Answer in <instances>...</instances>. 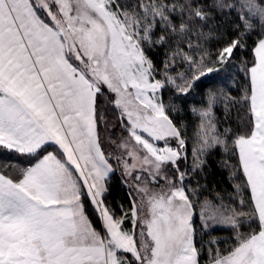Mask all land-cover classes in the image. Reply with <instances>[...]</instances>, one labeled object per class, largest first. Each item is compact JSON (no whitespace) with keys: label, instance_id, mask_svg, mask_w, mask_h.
<instances>
[{"label":"snow or ice","instance_id":"6c2138e0","mask_svg":"<svg viewBox=\"0 0 264 264\" xmlns=\"http://www.w3.org/2000/svg\"><path fill=\"white\" fill-rule=\"evenodd\" d=\"M216 14L238 23L213 58L201 41ZM253 32L240 69L245 127L220 130L230 109L217 117L223 90L209 89L190 110L200 124L189 166L187 124L173 115L182 108L163 93L187 97L205 77L226 83ZM108 107L126 134L117 156L101 135ZM0 147L26 165L0 168V264H201L198 231L221 227L234 243L209 248L207 264H264V0H0ZM221 148L247 213L222 197L200 202L196 177ZM117 167L130 201L119 214L107 202Z\"/></svg>","mask_w":264,"mask_h":264},{"label":"trees","instance_id":"16d2710c","mask_svg":"<svg viewBox=\"0 0 264 264\" xmlns=\"http://www.w3.org/2000/svg\"><path fill=\"white\" fill-rule=\"evenodd\" d=\"M130 2H135V0H130ZM212 0H208L210 4ZM232 2V0H228ZM238 23V20L235 14L232 15H219L216 14V19L209 22L210 26L204 28L203 31L206 34L204 40L201 41L204 49L213 55L224 47L226 43L234 39L237 33L234 31L235 25ZM210 34V35H209ZM159 32L157 31V36ZM257 32H253L251 35L246 36L245 40L248 45L246 50L237 51L235 57L232 61L234 65L230 71L226 74V83H222L219 79H214L210 77L202 78L204 83L202 87L194 89L187 97L175 99L174 92L172 89H168L163 93V99L165 103L172 101L176 106L182 108V111L179 113L178 117L174 113V118H177L181 123L187 124V138L189 140V157L188 165H191V148L195 143V131L197 126L200 124V120L197 116H194L191 113V108H201L205 106L206 95L205 93L209 90L222 89L223 95H220L217 106L215 109L217 117L222 121L226 114V107L230 109V120L227 123L220 124V130L223 131L225 127H230L233 132L243 131L246 121L248 119L245 112V105L242 103V95L244 87L247 83L246 78L240 69L244 67V61H251L253 59V42L258 39ZM206 40V42H204ZM195 43V41H194ZM165 48L153 49V52L156 54L153 56V59L157 62L158 66L162 69L161 62L165 59L164 52ZM187 51V49H185ZM192 55L199 56L201 53L199 51L191 53ZM185 71L182 67H177L176 72L172 73L173 75L179 72ZM159 78V77H158ZM211 80V82H208ZM227 97H231L236 101L235 104H229ZM105 104H101V109L105 108ZM118 113L114 112L110 107L107 108L105 117L109 122L114 123L117 120ZM111 123V124H112ZM52 150V149H49ZM17 153L11 150H7L3 147H0V168H3L6 165H16V166H26L21 164L17 159ZM228 159L224 154L223 149H218L213 151L208 157V163L205 171L201 176L196 177L199 180L201 185H205L201 190L200 202L203 203L205 200L211 201L212 203L218 205L221 201L217 197L223 198V203L226 205H232L235 207L238 212H248L249 208L240 205V200H247L246 194L238 195L234 189V185L240 183L238 179H232L230 171L222 167L221 161ZM234 162V161H233ZM114 165V164H113ZM115 167V165H114ZM9 173L13 172L12 168L7 169ZM129 188L124 182V179L116 168L115 174L111 178V185L109 190V195L107 196V202L113 206L117 213L119 214L120 209L119 205H123L124 208L130 207V201L128 196ZM89 214L91 219L96 222V227H100L99 222L97 221L96 214L93 212L91 206L88 207ZM197 220L199 218L197 217ZM199 227V224H197ZM252 228H256V224H252ZM241 231L247 232L249 228L247 224L242 227ZM197 247L201 248L200 261L201 264H207L209 260L208 251L209 248L221 250L227 248L234 243V233L227 227H221L215 231L209 230L205 233L203 230L198 231L197 236ZM216 241L215 244L210 243V241Z\"/></svg>","mask_w":264,"mask_h":264},{"label":"rangeland","instance_id":"374dc122","mask_svg":"<svg viewBox=\"0 0 264 264\" xmlns=\"http://www.w3.org/2000/svg\"><path fill=\"white\" fill-rule=\"evenodd\" d=\"M105 119L107 120V124L105 125L102 123L100 125L101 135L105 139V147H106L107 151L112 152L114 156L120 155V151L118 149V144H119L120 138L126 134L122 132V129L119 126L118 120H116V122H114V123L111 122L112 123L111 124L106 117H105ZM112 141H115V143H112ZM112 163L115 165V159H113ZM117 168H118L119 172L121 173V175L124 179V182H125L128 178L122 174L121 169L119 167H117ZM242 212H244V211H242Z\"/></svg>","mask_w":264,"mask_h":264}]
</instances>
